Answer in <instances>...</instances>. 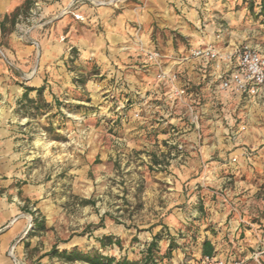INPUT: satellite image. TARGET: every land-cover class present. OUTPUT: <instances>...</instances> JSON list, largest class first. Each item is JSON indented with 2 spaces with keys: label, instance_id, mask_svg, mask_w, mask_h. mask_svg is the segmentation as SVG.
Instances as JSON below:
<instances>
[{
  "label": "rangeland",
  "instance_id": "rangeland-1",
  "mask_svg": "<svg viewBox=\"0 0 264 264\" xmlns=\"http://www.w3.org/2000/svg\"><path fill=\"white\" fill-rule=\"evenodd\" d=\"M121 3L107 0L100 6L119 8ZM252 19L253 42L237 44V48H257L264 56V33L259 34L264 24ZM41 20L26 24L18 17L15 26H9L0 37V102H10L0 109V264H87L47 256L53 247L59 251L77 248L84 254L97 250L104 256L135 262L156 235L161 237V253L172 238L179 247L171 260L160 264H204L202 241L214 236L207 203L214 206V192L220 191L208 178L214 174L206 171L214 155L202 157V149L214 148V131L203 118L201 104L188 101L177 110L186 122L184 130L197 127L200 131L201 138L189 141L182 137L188 131H172V139L167 140H155L156 135L131 137L130 126L144 116L134 112L127 94L118 99L113 91L87 92L83 85L68 95L30 93L26 99V80L17 67L9 34L13 31L21 42L30 44L21 29L28 25L25 29L35 30ZM222 45L230 46L227 38ZM135 47L148 59L150 53L161 54L156 43L148 49L138 40ZM7 51L14 55L12 64L3 60ZM68 52L73 59L77 57L76 51ZM152 66L158 75L164 71L163 64L158 67L152 62ZM99 73L90 66L86 76L75 80ZM186 93L175 91L174 95L180 98ZM242 123L237 119V139L246 132ZM221 143L225 145V141ZM237 176L242 175L229 176L228 188L242 178ZM198 178L202 185H191ZM86 200L94 204L83 206ZM258 200L264 201V187ZM171 218L180 225H170ZM261 230L256 245L248 243L244 235L238 236L231 243L235 248L231 260H223L227 264H264V228ZM104 236L121 240L122 247L101 249L98 240ZM245 241L249 244L245 248L239 245Z\"/></svg>",
  "mask_w": 264,
  "mask_h": 264
},
{
  "label": "crops",
  "instance_id": "crops-1",
  "mask_svg": "<svg viewBox=\"0 0 264 264\" xmlns=\"http://www.w3.org/2000/svg\"><path fill=\"white\" fill-rule=\"evenodd\" d=\"M35 1L42 6V23L27 32L25 39L30 44L21 42L13 31L9 34L17 52V67L26 80L25 87L45 88L46 94H72L83 86L75 79L86 76L90 66H94L99 75L88 78L83 87L87 92L113 91L118 99L121 94L129 95L134 112L145 117L130 126L134 138L156 135L155 140H167L172 139V131L177 134L188 131L182 137L189 141L201 138L197 127L184 130L186 122L177 111L188 101L201 104L203 118L214 131V148L202 149V157L214 155V162L206 171L208 175L214 174L208 178L214 180V188L220 191L214 192V206L207 203L214 236L206 240L214 246V257L228 262L235 249L231 243L238 236L244 235L248 243L256 245L264 228V201L258 200L264 187V89L253 99L224 91L221 78L235 67L237 58L231 63L205 62L189 54V50L208 46L228 54L237 49V44L253 42L254 21L249 17L245 0H122L119 8L83 2L67 14L63 12L73 0ZM24 3L25 0H0V37L11 26L7 22L6 31H2L5 17L11 18L16 12L18 17L22 16ZM261 27L259 34L264 33V26ZM225 38L228 47L222 45ZM138 40L148 49L157 44L164 71L178 77L174 88L164 85L148 57L137 52ZM70 50L77 52L76 58L71 57ZM6 54H3L5 64L14 63V55L8 51ZM175 90L187 93L178 98ZM121 99L127 101L123 96ZM9 104L0 102V109ZM237 119L246 128L238 139ZM230 175L242 178H236L235 185L228 188ZM202 183L198 178L191 185ZM182 199L185 203L186 199ZM168 223L174 228L180 225L176 218ZM246 241L239 245H249Z\"/></svg>",
  "mask_w": 264,
  "mask_h": 264
},
{
  "label": "built area",
  "instance_id": "built-area-1",
  "mask_svg": "<svg viewBox=\"0 0 264 264\" xmlns=\"http://www.w3.org/2000/svg\"><path fill=\"white\" fill-rule=\"evenodd\" d=\"M88 2L94 6L105 5L107 0H73L64 10L63 14H67L77 4ZM42 16V6L39 2L34 1L33 8L27 17L20 16L19 20L26 24H38ZM28 25L21 29L23 34L28 32ZM27 28V29H25ZM191 57L205 62L224 61L232 62L237 58L235 67L221 78V89L240 94L247 98H257L264 89V56L257 50L244 46L237 48L233 53H222L220 50L208 46L195 49L191 52ZM149 60L158 67L162 64V56L159 53H150ZM159 80L163 84L174 85L177 76L173 73H167L163 70L158 75ZM178 95H183L184 90H175ZM204 264H227L224 260L216 257H206Z\"/></svg>",
  "mask_w": 264,
  "mask_h": 264
},
{
  "label": "trees",
  "instance_id": "trees-1",
  "mask_svg": "<svg viewBox=\"0 0 264 264\" xmlns=\"http://www.w3.org/2000/svg\"><path fill=\"white\" fill-rule=\"evenodd\" d=\"M248 5V12L254 20H260L261 24H264V0H249L244 1ZM32 0H25V3L22 7L23 12L28 13L32 8ZM19 12H16L11 16H6L4 21L1 24L2 31H6V24L10 22L11 26L14 27L16 24V19L18 18ZM83 77V76H81ZM87 79H80L76 81L80 85H84ZM45 88L34 89L26 88L24 97L27 99L28 95L36 91V94L42 95ZM94 202L89 200L82 201L83 206L92 205ZM38 224V223H37ZM42 228L43 226H38ZM161 237L159 235L154 236L152 241L144 246V249L140 252V257L135 262H130L127 258L122 260H117L109 256H104L100 254L97 250H92L86 254L80 252L77 248L72 251L63 250L59 251L57 247H53L52 250L46 254L47 256L55 257L65 263H75V262H84L87 264H160L164 260H171L173 257V252L179 247L177 246L175 239H170V243L164 253H161L159 247V241ZM101 245V249H105L111 246L122 247V242L119 239H113L111 236H104L98 240ZM203 256L204 257H213L214 256V246L211 241L205 240L203 242Z\"/></svg>",
  "mask_w": 264,
  "mask_h": 264
},
{
  "label": "water",
  "instance_id": "water-1",
  "mask_svg": "<svg viewBox=\"0 0 264 264\" xmlns=\"http://www.w3.org/2000/svg\"><path fill=\"white\" fill-rule=\"evenodd\" d=\"M116 1H119V0H116Z\"/></svg>",
  "mask_w": 264,
  "mask_h": 264
}]
</instances>
